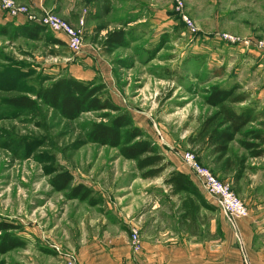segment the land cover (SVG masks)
<instances>
[{
    "label": "rangeland",
    "instance_id": "obj_1",
    "mask_svg": "<svg viewBox=\"0 0 264 264\" xmlns=\"http://www.w3.org/2000/svg\"><path fill=\"white\" fill-rule=\"evenodd\" d=\"M81 5L77 22L52 10H31L56 15L82 32L83 51L89 49L95 65L107 71L93 81L107 82V94L137 117L148 130L142 128L146 136L157 140L169 160L185 164L180 153L190 152L202 166L226 181L217 174L221 167L217 157L206 143L197 141V133L204 119L215 111L205 102L207 89L235 84L249 94V100L237 109L251 107L256 117L246 130L264 133V106L257 104L258 99H264V74L257 76L255 61L243 62L242 58L243 54L257 53L244 52L241 46L222 38L224 34L264 38V21L259 19L263 4L247 0H81ZM184 16L196 31L188 29ZM120 29L127 44L107 52L108 32ZM47 30L38 40L0 33V70L9 69L7 74H0V221L18 225L12 233L26 241L25 247L0 254V264H51L53 258L49 260L40 250L39 236H46L53 249H69L67 258L81 264L71 248L77 236L72 214L98 211L104 203L92 205L88 200L69 199L68 191H55L50 181L60 171L73 174L72 186L82 179L100 184L115 197L114 208L129 211L132 228L138 230L142 241L137 249L132 232L129 235L134 255L144 260L145 255L151 257L152 249H160L159 254L168 255V264H177L179 229L183 228L178 201L164 197L156 207L153 205L147 190L158 186V179L152 186L139 181L137 189H128L130 195L119 194V180L107 174L115 173L118 167L120 172L126 169L122 173H133L136 165L121 157L117 148L89 142L90 126L99 121L96 114L68 120L40 102L35 109H17L7 102L15 96H34L33 91L46 77L72 75L70 65L82 53H73L66 41L64 45L48 43L49 37L64 40L61 33ZM231 151L237 159L248 155L238 141L233 142ZM231 188L236 192L232 184ZM91 197L97 200L98 194ZM212 238L208 230L197 236L202 243Z\"/></svg>",
    "mask_w": 264,
    "mask_h": 264
},
{
    "label": "crops",
    "instance_id": "obj_2",
    "mask_svg": "<svg viewBox=\"0 0 264 264\" xmlns=\"http://www.w3.org/2000/svg\"><path fill=\"white\" fill-rule=\"evenodd\" d=\"M17 1L27 4L36 11L52 10L67 16L72 22H77L81 16V0ZM247 1L252 4L261 3L264 7V0ZM91 14L87 18L90 19ZM259 17L261 21H264V12H260ZM26 22L27 20L24 16L10 17L0 9L1 25L11 23L13 27L19 28L23 27ZM60 36L66 41L64 35ZM244 52L253 53V51ZM254 54L256 55L243 54V62L248 61V59H250L248 62L255 61L257 65L256 75H263L264 53L255 52ZM78 58L76 63L74 62L70 65V72L75 78L93 81L95 76L102 75L103 77L106 74V68L103 71L98 64L95 65L97 61L93 59L94 56H92L89 49H85L82 54L78 55ZM245 73H242L241 77H244ZM103 83L107 84L105 80H103ZM112 98L118 105L123 107L119 99L113 96ZM257 104L264 106V99H258ZM131 116L139 127L148 132L145 126L139 124L137 117L133 113ZM151 139L157 142L156 139ZM262 147L264 148V145ZM209 149L211 150V148ZM213 156L216 157V154H213ZM171 160L174 163L173 169L189 174L196 191L200 193L198 198L193 194L190 196L197 206V209L192 214L193 219L190 216H184L186 211L182 206V201L183 197H187V194L182 193L173 196L170 193V188L165 184V179L171 170L168 171L169 173H164L162 176L153 179L140 178L136 168L133 173H122L126 169H122V172H120L121 168L118 167L115 173L107 175L112 176L116 182L119 180L120 183L117 185L116 190H120V195L124 193L130 195V191L137 189V182L139 181L144 180L147 186H152L153 180L158 179V186L147 190V195H152L153 205L156 207V203L162 202L164 197L178 201L183 228L179 229L177 264H264V154L255 158L246 155L237 159L232 157V151H230L226 156L218 159L221 167L217 169V174L232 184L236 194L240 196L249 210L248 216L237 220L236 227L229 222L225 213L218 206L216 199L207 193L188 167L182 162H175L172 158ZM111 166L114 165L112 164ZM83 181L85 180L82 179V183L93 191V195L98 194V203L103 202L104 205L98 211H78L72 214L75 219L73 226H75L74 230H77V236L74 239V246L71 248L81 264H138L141 262H146L147 264H168L166 260L168 255L163 252L159 254L158 250L160 249H152L154 251L151 257L145 255L144 260L140 259L138 255H134L129 245V235L132 229L129 211L114 208L112 205L116 207L117 204L113 199L114 196H110L111 194H109L108 190L100 187V184L93 185L91 182L86 181L85 183ZM112 188L110 187L111 191ZM205 230H208L213 235V238L208 242L202 243L197 240V236ZM162 231L165 230L163 229ZM163 233L166 234L168 231ZM40 237L38 238L41 241L40 250L45 252L49 260L53 258L51 264H65L68 259L66 251L69 249L65 247L67 250H64L61 246V251L59 248L58 250L53 249L51 242L45 238L46 236ZM36 245L38 244L36 243ZM206 250L207 252H205Z\"/></svg>",
    "mask_w": 264,
    "mask_h": 264
},
{
    "label": "trees",
    "instance_id": "obj_3",
    "mask_svg": "<svg viewBox=\"0 0 264 264\" xmlns=\"http://www.w3.org/2000/svg\"><path fill=\"white\" fill-rule=\"evenodd\" d=\"M45 31H48L45 27L33 22H26L19 28L13 27L11 23L0 24V33L12 34L13 37L23 35L38 40L43 39ZM46 41L53 45L65 44V41L54 37H49ZM126 44L122 29L108 32L105 40L107 52ZM52 53L55 54L53 51ZM5 69L0 70V74H7L9 69L7 67ZM46 81L49 83L45 85ZM206 92L205 102L215 108V111L204 119L197 133V141L206 143L212 154H216L217 159L226 156L235 141L247 151L248 156L253 158L262 156L264 133L246 130L256 120L252 108L238 110L236 107L248 101L249 94L238 84L229 88L214 85ZM33 94L34 96L11 97L7 102L17 109H35L40 102L68 120H76L86 113L96 114L99 121H94L90 126L89 142L117 148L121 157L135 162L136 169L143 179L157 178L173 167L174 163L167 158L162 148L148 138L145 131L135 124L129 112L107 94L104 83L81 80L70 74L46 77ZM239 135L241 138H238ZM73 179L71 172L60 171L50 183L55 191H68L69 199L88 200L90 204H96L97 200L91 197L93 191L82 183L72 186ZM165 184L173 196L187 194L182 201L186 211L184 216L193 219L192 214L197 206L190 196L193 194L198 198L200 193L196 191L190 175L173 169L166 177ZM18 228V225L10 221H0V254L26 246L25 240L12 233Z\"/></svg>",
    "mask_w": 264,
    "mask_h": 264
},
{
    "label": "built area",
    "instance_id": "obj_4",
    "mask_svg": "<svg viewBox=\"0 0 264 264\" xmlns=\"http://www.w3.org/2000/svg\"><path fill=\"white\" fill-rule=\"evenodd\" d=\"M0 8L10 17L24 16L27 22L39 24L54 32L61 33L66 37V43L75 54L83 52V34L74 30L68 23L56 15L49 13L40 14L31 10L27 5H22L16 0H0ZM185 23L189 30L196 31L187 16H184ZM224 40L232 45L241 46L246 51L264 53V38L261 39H241L230 34H224ZM185 165L194 177H196L202 187L214 197L220 209L225 213L229 222L236 227L237 220L248 216L249 210L242 199L231 188V183L221 181L210 169L202 166L196 156L190 152L180 153ZM133 243L137 249L142 246L137 229L132 228ZM67 264H79L74 259H67ZM142 264V263H139Z\"/></svg>",
    "mask_w": 264,
    "mask_h": 264
}]
</instances>
